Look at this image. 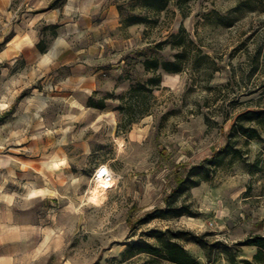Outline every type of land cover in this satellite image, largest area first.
Instances as JSON below:
<instances>
[{
	"label": "rangeland",
	"instance_id": "rangeland-1",
	"mask_svg": "<svg viewBox=\"0 0 264 264\" xmlns=\"http://www.w3.org/2000/svg\"><path fill=\"white\" fill-rule=\"evenodd\" d=\"M33 4L31 10L22 6L20 19L44 10ZM121 13L124 22L127 15L150 20L118 29V35L128 34V49L120 60L101 65L114 74L102 75L92 94L93 100L105 98L106 107L89 105L75 65L54 68L47 84L38 78L22 90L4 89L0 81V264H173L128 249V240L155 227L210 231L209 238L229 245L264 235L262 126L261 139L240 140L244 158L228 161L179 197L196 216L136 222L164 206L178 170L225 143L228 117L264 105V0H170L158 13L144 9L142 0H128ZM15 18L0 23V50L12 35L7 30L20 21ZM39 26L48 40L53 28ZM180 34L182 45L176 43ZM184 48V70L163 72L161 86L128 111L127 92L152 75L143 60H172ZM4 76L6 82L13 74ZM15 96L13 105L2 101ZM131 119L136 121L129 124ZM103 164L115 184L96 201L94 173ZM182 242L208 264L201 245ZM236 249L239 261L252 260L258 250ZM218 261L225 264V255Z\"/></svg>",
	"mask_w": 264,
	"mask_h": 264
},
{
	"label": "crops",
	"instance_id": "crops-1",
	"mask_svg": "<svg viewBox=\"0 0 264 264\" xmlns=\"http://www.w3.org/2000/svg\"><path fill=\"white\" fill-rule=\"evenodd\" d=\"M55 1L0 0V23L5 19L12 22L15 17L20 20L7 30L12 35L0 50L2 87L22 90L38 78H43L47 84L54 68L75 65L81 70L80 88L88 92L90 98L100 89L102 75L114 74L101 65L109 60H120L122 52L128 49V34L118 35L117 32L126 24L122 21L121 8L128 6V0H59L52 6ZM33 3L44 10L39 16L26 12L20 19L22 6L31 10ZM42 24L53 28L48 40H45V32L40 31ZM125 30L128 32V26ZM7 32L3 31L2 39ZM118 71L121 76L122 70ZM8 72L13 76L5 82L4 75ZM15 98L2 101L13 105Z\"/></svg>",
	"mask_w": 264,
	"mask_h": 264
},
{
	"label": "trees",
	"instance_id": "trees-1",
	"mask_svg": "<svg viewBox=\"0 0 264 264\" xmlns=\"http://www.w3.org/2000/svg\"><path fill=\"white\" fill-rule=\"evenodd\" d=\"M59 0L52 3L55 5ZM170 0H142V7L153 12H160L167 8ZM150 18L146 15H128L125 17V23L133 25L142 22H148ZM169 40L165 39L156 44L157 48H162ZM176 43L182 45L184 38L180 34L177 36ZM41 46V43H40ZM43 48V46H42ZM200 51V50H199ZM189 62V54L185 50L178 51L172 60H160L156 57H146L143 65L146 71L152 72V75L145 81H138L133 84L124 99L127 98L128 111L134 106L140 105L142 96L152 94L156 88H159L163 81V72L178 73L184 70ZM89 105L104 108L106 99L100 98L93 100L89 98ZM120 109L125 110L124 105ZM149 111V106L142 112V115ZM231 118V124L226 133V141L222 146L216 147L209 157L204 158L200 163L185 166L184 171H177L176 184L165 198L164 206H157L146 211L136 222L146 223L156 218L169 219L181 217L183 215L196 216L189 203H178L179 197L188 191L191 187L199 186L203 181L212 178L218 168L224 166L228 161L233 162L236 159L244 158L247 150L240 146L239 142L245 138L248 143L253 139H261L262 133L260 127L264 128V105L250 106L238 111ZM136 119H131L133 123ZM136 225V224H135ZM213 233L206 231L197 233L184 228H149L142 230L140 237L128 240L129 250L132 255L145 253L151 260L156 257H162L173 264H202L186 249L183 240H192L201 245L207 257L208 264L218 263L219 255H225V264H264V235L255 234L240 240L233 245L224 243L220 239H211ZM150 239H155V242ZM254 245L258 248L252 260H238V246Z\"/></svg>",
	"mask_w": 264,
	"mask_h": 264
},
{
	"label": "bare ground",
	"instance_id": "bare-ground-1",
	"mask_svg": "<svg viewBox=\"0 0 264 264\" xmlns=\"http://www.w3.org/2000/svg\"><path fill=\"white\" fill-rule=\"evenodd\" d=\"M101 167L104 171L107 169H110L106 164H103ZM114 184H115V181L107 182L103 178H96V183L92 187V190H91V199L96 200V201L99 200L101 196L105 193V191L113 187Z\"/></svg>",
	"mask_w": 264,
	"mask_h": 264
},
{
	"label": "built area",
	"instance_id": "built-area-1",
	"mask_svg": "<svg viewBox=\"0 0 264 264\" xmlns=\"http://www.w3.org/2000/svg\"><path fill=\"white\" fill-rule=\"evenodd\" d=\"M102 165H100L99 167H97V169L95 170V178H103L105 179L107 182H114V173L111 169H107V170H103Z\"/></svg>",
	"mask_w": 264,
	"mask_h": 264
}]
</instances>
